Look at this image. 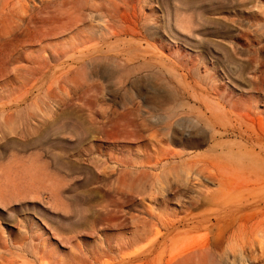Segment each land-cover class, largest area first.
<instances>
[{"label":"rangeland","instance_id":"rangeland-1","mask_svg":"<svg viewBox=\"0 0 264 264\" xmlns=\"http://www.w3.org/2000/svg\"><path fill=\"white\" fill-rule=\"evenodd\" d=\"M0 264H264V0H0Z\"/></svg>","mask_w":264,"mask_h":264},{"label":"water","instance_id":"water-1","mask_svg":"<svg viewBox=\"0 0 264 264\" xmlns=\"http://www.w3.org/2000/svg\"><path fill=\"white\" fill-rule=\"evenodd\" d=\"M188 125V122L187 121H180L178 123V127L181 128L182 130H184L186 128V126Z\"/></svg>","mask_w":264,"mask_h":264}]
</instances>
